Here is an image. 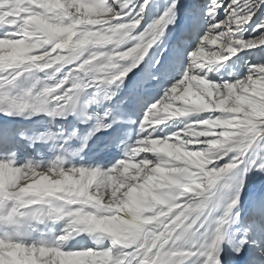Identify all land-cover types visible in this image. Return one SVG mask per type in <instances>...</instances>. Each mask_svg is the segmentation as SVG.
<instances>
[{
  "label": "snow or ice",
  "instance_id": "snow-or-ice-1",
  "mask_svg": "<svg viewBox=\"0 0 264 264\" xmlns=\"http://www.w3.org/2000/svg\"><path fill=\"white\" fill-rule=\"evenodd\" d=\"M41 113L76 121L0 139V264H264V0H0V114Z\"/></svg>",
  "mask_w": 264,
  "mask_h": 264
},
{
  "label": "rangeland",
  "instance_id": "rangeland-1",
  "mask_svg": "<svg viewBox=\"0 0 264 264\" xmlns=\"http://www.w3.org/2000/svg\"><path fill=\"white\" fill-rule=\"evenodd\" d=\"M251 51L255 52L256 55L255 56H245V54L242 52L240 54L241 58L252 60V59L257 58L260 55V53L256 49H253ZM232 59L235 60L236 58L233 57ZM221 63H223V61ZM212 75H217V74L213 73ZM252 175H253L252 173H249V176H252ZM262 188H264V173L259 174V178L256 179L255 181H249L248 183L245 184V195L242 196L241 199H246L250 195L249 193L253 191L254 193H256L257 191H259V193L262 192Z\"/></svg>",
  "mask_w": 264,
  "mask_h": 264
},
{
  "label": "bare ground",
  "instance_id": "bare-ground-1",
  "mask_svg": "<svg viewBox=\"0 0 264 264\" xmlns=\"http://www.w3.org/2000/svg\"><path fill=\"white\" fill-rule=\"evenodd\" d=\"M196 1L197 0H184V2H186V3H195ZM157 2H160V1L157 0ZM57 51H60V50H57ZM53 55H55V53H53ZM172 131H175V129H172ZM260 193H264V188H262V192H260ZM260 193H259V191L254 193V191H253V192L249 193L250 195L246 199H242V204L244 205V207L241 211L242 216L256 207V205L258 204V201H259V194Z\"/></svg>",
  "mask_w": 264,
  "mask_h": 264
}]
</instances>
